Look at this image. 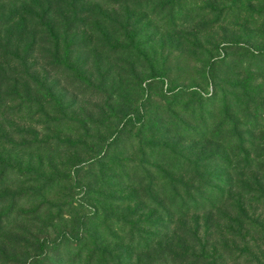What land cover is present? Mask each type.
Returning <instances> with one entry per match:
<instances>
[{
    "label": "rangeland",
    "instance_id": "374dc122",
    "mask_svg": "<svg viewBox=\"0 0 264 264\" xmlns=\"http://www.w3.org/2000/svg\"><path fill=\"white\" fill-rule=\"evenodd\" d=\"M58 8L50 38L35 24L18 64L0 59V264H165L167 249L157 247L165 239L134 251L156 218L144 185L159 180L153 168L184 179L157 147L198 161L186 177L222 172L201 162L212 153L231 163L242 157L213 136L194 150L156 133L176 126L185 104L202 103L209 131L235 98L242 114L264 115V0H87L72 6L86 14L70 28ZM10 32H0L3 42L18 30ZM232 83L243 94L232 93ZM133 175L143 179L140 205L125 180ZM255 197L238 204L264 226V202ZM207 213L174 220L168 243L184 247L176 264H264L262 228L228 238L218 215Z\"/></svg>",
    "mask_w": 264,
    "mask_h": 264
},
{
    "label": "trees",
    "instance_id": "16d2710c",
    "mask_svg": "<svg viewBox=\"0 0 264 264\" xmlns=\"http://www.w3.org/2000/svg\"><path fill=\"white\" fill-rule=\"evenodd\" d=\"M86 2L87 0H0V32L11 33L10 29L12 27L18 30L15 38H12L9 34L3 42L0 37V50L4 52L3 55H0L2 63L18 64L17 62L22 58V56L18 55V51L22 49L19 46H22L25 36L28 31L31 32L34 29L35 24H38L41 27H38L39 30L45 31V35L50 38L55 28L53 20L55 18L52 16L54 8L59 9L58 7H60L61 10L67 12V15L63 17V21H65V28H70L76 20V16L86 14L85 9L79 13V11H73L72 6L75 4H86ZM26 8L31 10V14L27 15L24 13L27 11ZM30 20L33 24H30ZM43 20L45 23H43ZM15 23L16 25L13 26ZM81 27H84V25H81ZM242 87L236 83H232L229 86L232 93L241 92L243 94ZM185 93L191 94V92ZM216 95L212 94L208 99L216 100ZM250 95L253 96L255 94L250 93ZM234 103L236 107L230 104V108L224 104L223 111L225 113H221L220 120L212 131L207 129L204 115L201 116L199 110H197L196 106H201L202 103H196L194 107L190 106L191 108L185 104L183 106L184 110L177 113L178 116L176 114L173 115L171 125L174 123L176 126L172 125L171 129H166L170 131H163L164 129L162 128H165V126L161 125L163 122L160 123L159 126L162 127V131H157V135L174 136L181 142L188 141L190 142L189 148L194 150L197 149V144L213 136L212 139L222 144L224 148L234 144V148L237 150L235 155H240L242 159L231 163V161L226 160L220 154L221 152H215L210 154L209 157L202 159L201 162H204L203 165L205 167L218 165L224 169L222 172L201 177L192 174L191 177H186L190 170L196 169L198 161H188L181 155H176L170 153L167 149L164 150L157 147L159 156H166L168 159L173 160V162H166L169 163L170 169L175 168L174 170H178L182 168V177L184 179H174L166 175L161 176L162 173L153 168V170L157 171L159 180L154 184L150 182L148 185L145 180L144 185L147 186L145 196H150V202L160 210H154L152 216L154 215L156 218L150 223L153 226L150 228L151 233L137 243V248L134 251L138 249V251H144L145 248L147 250L151 245H157V243L165 239V245H157V247H162V251L167 249V261L165 264H176L179 258V255L176 258V254H179L184 247L176 248V244H173V241L171 243H168V241L173 234H176L175 230H173L174 220H180L179 224L183 225L181 220L185 217L187 218L189 214L195 216L199 213L205 216L208 215L207 212L217 214L218 218L222 220L223 234L226 237L228 236V238L232 235L239 236L243 234L246 226L248 228L252 226L259 227L260 229L262 228V232L264 231L263 224L257 222L256 219L249 218L245 206L238 204L239 198L247 197L252 192L256 195L254 202H264L262 190L264 184V147L260 145L259 141L264 140V131H262L264 115L256 114L255 111L242 114L241 102L235 98ZM182 116L186 119H182ZM120 118L123 120L125 116L122 115L121 117L120 115ZM144 118L142 123H145L146 119ZM140 119H142V116H140ZM208 119H210V116ZM156 120L157 116L152 117L150 115L147 118L148 124L150 121L153 124ZM186 122H189L190 125H186ZM116 133H121V130L116 131ZM109 143L106 142L104 146L106 150L104 153L105 159H107L111 147ZM177 161H180L182 165L176 164ZM125 180H131L133 187L132 197H134L132 201L140 205V202L144 199L141 191L143 179L138 180L133 175V178L128 176ZM139 197L140 199H138ZM235 197L236 200L234 199ZM164 200L165 204H163ZM128 215L131 216L132 212L128 213ZM210 218L209 215L208 219ZM192 237L195 240L197 239L194 235ZM181 238L183 237L180 236L178 241ZM39 249H43L41 243H39ZM228 250L223 247L224 252H229L226 256H230V251ZM106 254L110 255L109 252ZM98 255H100V251ZM164 255L165 253L161 252V257L164 258ZM90 257L101 261L99 257L95 258V254ZM117 264L121 263L117 262ZM160 264H162V261H160Z\"/></svg>",
    "mask_w": 264,
    "mask_h": 264
}]
</instances>
